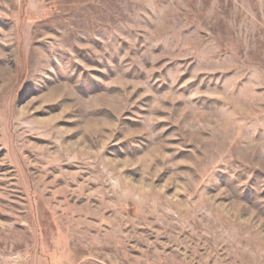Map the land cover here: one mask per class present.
Returning a JSON list of instances; mask_svg holds the SVG:
<instances>
[{"label": "rangeland", "instance_id": "rangeland-1", "mask_svg": "<svg viewBox=\"0 0 264 264\" xmlns=\"http://www.w3.org/2000/svg\"><path fill=\"white\" fill-rule=\"evenodd\" d=\"M0 264H264V0H0Z\"/></svg>", "mask_w": 264, "mask_h": 264}]
</instances>
